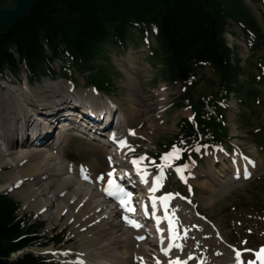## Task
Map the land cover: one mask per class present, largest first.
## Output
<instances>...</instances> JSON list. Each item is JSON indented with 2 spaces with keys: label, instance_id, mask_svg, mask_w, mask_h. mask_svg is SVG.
I'll list each match as a JSON object with an SVG mask.
<instances>
[{
  "label": "rangeland",
  "instance_id": "obj_1",
  "mask_svg": "<svg viewBox=\"0 0 264 264\" xmlns=\"http://www.w3.org/2000/svg\"><path fill=\"white\" fill-rule=\"evenodd\" d=\"M242 1L264 33V7L252 0ZM224 37L228 47L233 52L234 58L239 60L241 71L239 85L242 89L240 95L231 96L228 102L229 108L226 111L225 128L228 130L229 138L225 142L226 145H223V149L219 150L216 155L213 150H206L200 160L190 165L189 171L179 180L170 177L166 182L162 183L163 192L183 195L184 198L180 196L176 197V204L180 203L184 205L192 216L185 223H182L184 221L182 217H180L181 221H177L178 217H175V228L181 226L182 229L197 230L195 228L198 227L199 223L206 228L208 232L206 236H209L218 244V248L207 246L209 251L208 256L210 257L205 256L203 258L205 260L204 264H233L231 258V254H233L232 248L246 253L245 258L249 262L256 257V253L264 248V152L259 151L251 139L252 130L257 129L259 124L264 121V83L258 79L259 70L257 68L261 52L260 50H256L255 52L250 51L246 36L235 25L229 24ZM133 38L135 43H129L127 47L124 46L120 49H112L97 58L95 64L106 68L112 79L111 93L100 94L97 97L100 98L101 102L109 99L116 107L120 108L121 106L124 118L129 124L128 120L132 118L131 114L136 115L137 119L138 115H145L136 120L133 125H125L122 133H125V137L130 138L126 140L127 143L124 145L125 151L129 152L128 148H134L133 155L137 153L135 156L136 160H139L141 157L146 158L140 162V166L146 163V166H153L157 170L159 166H155L149 160L155 154L154 149L163 142L171 140L177 133L178 121L188 118L190 112L188 108L178 106L179 98L182 94L180 86L168 84L161 80L159 75L160 67L157 66V60L150 56V49L146 45L140 44L139 36L134 35ZM150 45L154 46L152 40H150ZM61 64L62 61L57 62L56 69ZM22 74L19 77H13L6 73V78H0V107L11 106V98L15 99V97L20 96L23 99L20 94L21 91H18L16 86L9 84V82L17 83L19 87L24 88L25 77ZM69 75L72 83L77 88L76 91L81 93L79 94L80 99L90 105H97L98 101L96 99L91 100V97L82 94L84 91H88L96 97V94L91 91V87L87 85V74L72 69ZM205 76L206 80H214L212 73L209 71L206 72ZM48 83L52 82L47 78H43L39 82L31 84V87ZM61 84L68 86L69 83L65 80H59L55 86L48 85L43 88H35L32 94L26 95H28L30 101H34L37 98L39 102L46 105L48 103L45 101H52V99L47 98L48 96H52L50 90L55 87L58 91L57 94H60L62 91L60 88H63ZM197 90L198 92L208 93L211 87L208 82L201 81ZM239 99L244 104H240ZM150 106L153 109L159 107L160 110L153 114V110H149L148 108ZM27 110L30 109L28 108ZM150 117H152L153 122L147 121ZM138 121L140 122L135 125ZM127 128L133 129L134 138L126 135L127 132L125 130ZM73 136L74 133L70 136V140L67 137L65 146L63 142V144L56 146L57 148L54 147V150H47L48 152H45L44 149L38 148L44 153V156L47 157V154H49L53 158L52 161L48 158L44 159L45 162H48V166L57 172L41 181V184H45L47 179L48 182L54 181V184L46 190V194L43 196H39L40 189L31 187V190L35 193V197L25 201L26 198L18 194L23 188L22 184L14 185L4 190L10 178L17 179L21 175L18 169L13 171L6 168L0 170V191H2L0 193L7 194L20 205L21 215L43 222V232L45 235L61 234L64 237V241L58 246L30 249L27 252L46 254V252L58 250L59 247V250L70 249L78 252L79 242L74 239L71 241L72 238L69 235L68 226L64 227L62 225V218L58 219L54 217V206L56 204L62 207L61 214L63 216L66 214L67 208L61 199L62 196L71 194L74 189L87 194L86 196L91 203L102 208L107 220L116 225V229H120L118 233H121V230L125 226H128L125 225L124 221L115 223L114 220H116L117 213H110L112 206L104 205L99 193L100 186L105 181V175L108 172V163H115V161L118 163V161L114 158L108 159V156L105 152H102L100 147H96L94 144L88 143L83 139H76ZM13 149L14 147L11 149V152H14ZM22 149L24 150L25 148ZM17 151L18 148L15 153ZM6 154L5 146L0 140V164L5 162L11 165V158L14 159L16 154H13L9 158L6 157ZM38 156L42 157V154L38 153L36 157ZM122 160H125V158H122ZM90 167L95 170H87ZM65 168L70 169L73 174L66 173ZM79 169L82 171L80 172ZM87 171L91 172L90 178L87 176ZM244 171H247V175H250L249 180H245L243 176ZM155 172L153 171V173ZM74 173H77V175L78 173L79 175L83 173L84 176H87L86 185L89 186L79 183ZM114 173L116 174V171ZM55 175L57 176L53 177ZM101 177L103 178L100 179ZM59 182H62V187ZM65 184L69 185L68 189L61 193V196H57L56 193L61 191ZM203 186L211 190V193H204L205 190H202ZM34 200H37V205L40 206H32ZM144 204L147 205V202H144ZM48 205H50V208L46 207ZM39 207L42 208L39 209ZM99 208L93 210L94 214H97ZM177 209L182 210L180 207ZM192 222L196 224L192 225ZM119 223L122 225H118ZM110 230L114 229L110 228ZM140 231L137 234L140 236L142 234L141 237L144 239L146 237L144 230ZM202 235L205 236V234ZM134 238H136V235H131V240L139 243ZM144 246L150 251H152V248L142 244L143 250L147 254H152ZM214 248L217 249L216 252H213ZM226 251L229 253L227 260L224 259ZM175 252H179L180 254L183 251L176 250ZM43 257L49 258L50 256L46 255ZM147 257L149 256L147 255ZM161 257L156 256V259H152L151 262L144 261L145 257H140L139 259H142L141 261L146 264H159L160 262L158 261ZM135 259V257L131 259V264L136 263ZM141 261L138 264H141ZM170 262L167 257H164L163 264ZM195 263L196 261L194 260L191 264Z\"/></svg>",
  "mask_w": 264,
  "mask_h": 264
},
{
  "label": "trees",
  "instance_id": "obj_2",
  "mask_svg": "<svg viewBox=\"0 0 264 264\" xmlns=\"http://www.w3.org/2000/svg\"><path fill=\"white\" fill-rule=\"evenodd\" d=\"M229 24L241 29L250 51L260 50L257 68L264 83V33L242 0H37L27 18L0 37V76L22 71L36 81L53 76L55 61L62 60L61 76L75 69L87 74L88 84L110 92V73L96 60L135 43L137 35L157 60L161 80L181 86L180 106L192 114L179 121L178 133L158 145L154 156L175 146L182 151L173 161L184 164L197 158L194 147L218 146L228 136L223 106L242 90L239 60L224 39ZM207 71L214 80H206ZM201 81L211 87L208 93L198 92ZM252 132V141L264 150V121ZM43 227L20 216L19 204L0 194V264H47L32 254L10 261L19 251L61 242L58 235L46 237Z\"/></svg>",
  "mask_w": 264,
  "mask_h": 264
},
{
  "label": "bare ground",
  "instance_id": "obj_3",
  "mask_svg": "<svg viewBox=\"0 0 264 264\" xmlns=\"http://www.w3.org/2000/svg\"><path fill=\"white\" fill-rule=\"evenodd\" d=\"M9 84L16 86L18 91L22 92V93L20 92V94L23 97V99L20 96L15 97V99L11 98V102H12L11 106L0 107V140L3 142L5 146L7 152L6 157L9 158L13 154H16V157L14 159L11 158V165H9L10 163L4 162L0 164V170L5 168L10 169L12 171L18 169V172L20 173L21 177L17 179L13 177L10 178V181L8 182L4 190L9 189L14 185L22 184L23 188L18 192V194L20 196H24L26 198L25 201H27L35 197V193L31 190V187H35V189L37 188L41 190L39 192V196L45 195L46 190H48V188H50L54 184V181L48 182L47 179L45 181V184H41V181L44 180L45 178L50 177L51 175H54L53 173H57L54 171L52 167L48 166V162H45L44 159V158H48L49 160L52 161L53 158H51L49 154H47V157L44 156V153L39 149H44L45 152H48L50 150H54L53 149L54 147L63 144V142L65 146L67 137L69 139L70 136L73 135L72 131L62 130L56 134L55 136L56 140L54 141V144H52V142L49 143V141L52 138V136L49 133V129L52 128L55 125V123L59 120L58 116L62 114L64 109L67 108V109L76 110L80 108V106L88 107V103H85L80 99L79 94L81 93L76 91L77 88L74 84H71L70 86V87L74 86L75 88L72 91V93L74 92L73 95L72 93H70L71 92L69 90L70 87H67L63 84H61L63 88H60L62 89L60 94H57L58 91L55 87L52 88L50 90L52 92V96L47 97L48 99H52V101H45L48 103L46 105L43 104L42 102H39L34 95L33 96L36 98V100L30 101L28 95L26 94H32L35 88H39V87L43 88L48 85L55 86L56 84H58V82L39 85L37 87H31V85L28 84L29 91H26L24 90V88L19 87L17 83L9 82ZM82 94L91 97V100L96 99L99 104L100 98H98L97 96L94 97L88 91H84ZM108 101L110 100L108 99ZM113 104L114 103L108 106H110L111 112L115 111L120 114L117 120L119 121L118 127L116 129H113L112 132V137H113L112 143H109L112 147L111 151H108L110 149L109 147L107 149L104 148L101 149L103 153L104 152L106 153L108 159L111 160V158H114L115 160L118 161V163H116V161L115 163L114 162L112 163L110 162V164L108 163V172H106L107 174L105 175L106 176L104 179L105 181H103V184H101L100 186L101 188L99 187L100 199L102 198L101 196L102 190L107 186L109 179L108 174L110 172L112 173V176L115 175L114 173L115 171L119 172L120 181H124L125 178H127L128 180L131 178L132 174L131 172H128V169L131 168V164L129 162H123L124 160H122V158L125 159L131 158L132 156H134L133 155L134 150L133 152H126L125 146L121 145L120 143L121 141L126 142L127 140L126 138L124 139L122 131L125 128V125L127 126H129L130 124L133 125L136 122V120L145 116L144 114L138 115V119H137L136 115L131 114L132 118L128 120L130 122L129 124L124 118V114L121 110V106L120 108L116 106L114 108ZM97 105H90V107ZM28 108L30 110H27ZM148 108L149 110H153L152 111L153 114L154 112L156 113L157 111L160 110L159 107H155L153 109V107L150 106ZM25 111L27 112V114ZM147 121L153 122L152 117L148 118ZM139 122L140 121H138L135 125H137ZM29 124H35V126L40 129L37 139V142H39L40 147H30L25 142V139H27L28 137L31 138L32 136V135H28V132L30 131ZM127 129L131 130L130 128ZM96 131L97 130L93 132L92 136H96V137L98 136L96 134ZM131 131L133 132V129ZM89 132L90 131H87V133ZM20 142H22V144H18ZM13 147H14L13 149L14 152H11V149ZM17 148L18 151L15 153ZM22 148L25 149L23 150ZM38 153L42 154V157L39 156L36 157ZM68 168H65L66 173L73 174L72 171ZM92 169L93 168L90 167L87 170L92 171ZM122 170H124L125 172H122ZM74 175L76 179L79 181V183H83L85 185L87 184V180L83 182L80 181L77 173H74ZM56 176L57 175L53 177ZM87 176L90 178L91 176L90 171L87 173ZM59 183L62 187V182ZM136 186L137 185L133 183L131 187L128 189L135 188ZM68 187L69 185L65 184L63 189L58 193H56V195L61 196V193L67 190ZM202 190H205L204 193L205 192L211 193V190L206 189L204 186L202 187ZM8 191H12V190H8ZM36 192L38 193V191ZM139 192L143 193V191L141 190ZM86 195L87 194H84L83 192L74 189L71 194L62 196L61 201L67 208V212L64 216L61 214L62 207H60V205L57 204L54 206V217L58 219L62 218L63 219L62 225L64 227L68 226L69 235H71L72 238L71 241H73L74 239L79 242V249L77 250L78 252L74 251L73 255L70 258L66 257L65 258L66 262L63 264H101V263L131 264V259H133L134 257L136 258L135 264H138V262L142 260L139 259L140 257H145L144 261L146 262H151L152 259L153 260L156 259L157 255L155 253H152V251H150L148 248H146L152 253V254H147L143 250L142 244H148V245L150 244V246L152 245L151 248L155 250L158 248L159 250V246L158 244H156V236L158 231L156 232L155 230H157L156 229L157 227L156 228L154 227L152 230L149 229L144 230L145 236H148L149 238L152 239L151 242L148 241L145 242L144 241L145 239L141 237L142 234L141 236L137 234L139 230L143 231V228L147 225L145 220H142L141 218V215H143V210L141 209V207H139L140 202L138 199L132 197L124 198V200L127 201L126 207L128 209L130 208L134 210L131 211L128 217L135 219L134 221L138 222L137 225L139 224V226L134 227L132 225L130 226L128 225L125 226L123 230H121V233H118L120 229L119 230L116 229V225H113L104 216L103 209L99 208L98 205L91 203V201L88 200ZM145 200H146L145 196L142 194L141 203L144 202ZM101 201L103 202L104 200L101 199ZM103 204L106 206L108 205V203L105 202H103ZM34 205L40 206L37 205V200L33 201L32 206ZM46 207L50 208V205ZM178 207L182 208V210L177 209ZM41 208L42 207H39V209ZM97 208H99L97 210V214H94L93 210ZM114 212L117 213V216L115 217L116 219L122 217V214L120 213V210L118 208L115 209L111 208L110 213L112 214ZM171 216L174 222L173 223L174 232L178 237L176 240H173L172 247L164 253V257H167L168 261H171L168 264H191L193 263L194 260L196 261L195 264H204L205 260H203V258L205 256L207 257L209 254L207 246H209L210 248L211 247L218 248V244H216L215 241L211 239L209 236H206L208 234L206 228L199 223H198V227L195 228L197 230H189L186 228L182 229L181 226L175 228V223H176L175 217H178L177 221L179 220L181 221L180 217H182L184 220L182 223H185L186 220L191 219L192 217L184 205L175 204V209L171 210ZM123 221L125 222V225H127L126 220ZM120 224L121 223H119L118 225ZM191 224L193 225L196 223L192 222ZM110 228H113L114 230H110ZM202 234H205V236H203ZM131 235L133 236L136 235V238L134 239H137L136 241L139 243L133 242L131 240ZM177 245H179V247H177ZM176 250L178 251L181 250L183 252L179 254V252H175ZM216 251L217 249L214 248L213 252ZM228 254L229 253H227L226 251L225 253L226 257L224 258L225 260H227ZM147 255L149 257H147ZM164 257L162 256L161 258H159L158 261L160 262L159 264L161 263L163 264ZM209 257L210 256H208V258ZM231 258L234 261L232 254H231ZM141 262H142L141 264H146L143 261ZM153 264H157V263H153Z\"/></svg>",
  "mask_w": 264,
  "mask_h": 264
},
{
  "label": "water",
  "instance_id": "obj_4",
  "mask_svg": "<svg viewBox=\"0 0 264 264\" xmlns=\"http://www.w3.org/2000/svg\"><path fill=\"white\" fill-rule=\"evenodd\" d=\"M36 1L10 0L8 3H0V37L27 18Z\"/></svg>",
  "mask_w": 264,
  "mask_h": 264
},
{
  "label": "snow or ice",
  "instance_id": "obj_5",
  "mask_svg": "<svg viewBox=\"0 0 264 264\" xmlns=\"http://www.w3.org/2000/svg\"><path fill=\"white\" fill-rule=\"evenodd\" d=\"M133 134H134V133H133ZM120 143H121L122 146L126 145V142H124V141H121ZM181 151H182V150H181L180 148H177V147L174 146V147H173V150H172L171 152L167 153L164 157H162V159H163L165 165H169V166H170V162H171V161L176 160V159H179V158H180V153H181ZM144 159H146V158H145V157H141L139 160H133V161H132V163H133L134 165H137V169H138V171H140L139 164H140V162H141L142 160H144ZM177 171H180V169L178 168ZM108 175H109V177H110V179H109V181H108L109 189H106V191L108 192V195L111 196V195H113V192L111 191V189H112L113 187H118V186H116L115 183H114V181L111 179L112 173L110 172ZM145 175H146V173H145ZM87 178H88V177L85 176V179H87ZM102 178H103V177H101V179H102ZM160 179H161L160 177H157V178H156V185H157V187H158L159 184H160ZM155 190H156V189L154 188L153 191H155ZM162 200L164 201L165 206H166L167 198H162ZM120 203H121L122 206H126V205H127V201L124 200V199H121V200H120ZM128 210H129V211H134L133 209H130V208H129ZM126 219H127V218H126ZM128 222H129L130 224H132V226H134V227H138V226H139V225L136 224L135 221H128ZM170 223H171V221H170ZM177 247H179V245H177ZM261 253H264V248H262L260 252L256 253L257 258L261 260V264H264V258L261 257ZM239 257H240V253L237 252V258H238V261H239Z\"/></svg>",
  "mask_w": 264,
  "mask_h": 264
}]
</instances>
